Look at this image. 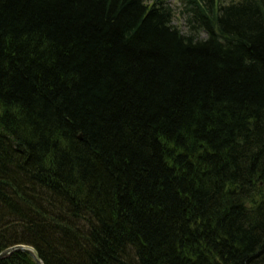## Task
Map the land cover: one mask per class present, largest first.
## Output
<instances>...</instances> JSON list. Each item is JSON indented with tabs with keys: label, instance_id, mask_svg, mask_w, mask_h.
<instances>
[{
	"label": "trees",
	"instance_id": "1",
	"mask_svg": "<svg viewBox=\"0 0 264 264\" xmlns=\"http://www.w3.org/2000/svg\"><path fill=\"white\" fill-rule=\"evenodd\" d=\"M180 3L0 0V253L264 264V0Z\"/></svg>",
	"mask_w": 264,
	"mask_h": 264
},
{
	"label": "rangeland",
	"instance_id": "2",
	"mask_svg": "<svg viewBox=\"0 0 264 264\" xmlns=\"http://www.w3.org/2000/svg\"><path fill=\"white\" fill-rule=\"evenodd\" d=\"M170 6L173 8L174 11V25L177 26L179 29L187 33V25L185 22V18L183 16V6L180 3V0H166ZM200 38L205 37V34L202 33L199 36Z\"/></svg>",
	"mask_w": 264,
	"mask_h": 264
},
{
	"label": "water",
	"instance_id": "3",
	"mask_svg": "<svg viewBox=\"0 0 264 264\" xmlns=\"http://www.w3.org/2000/svg\"><path fill=\"white\" fill-rule=\"evenodd\" d=\"M13 251H24V252L28 253L29 255H31L35 259L37 264H42V262L40 261V259L37 256L36 252L32 248L27 247L25 245H18V246L10 248L8 250H5L4 252H2L0 254V260L5 258L8 254H10Z\"/></svg>",
	"mask_w": 264,
	"mask_h": 264
}]
</instances>
